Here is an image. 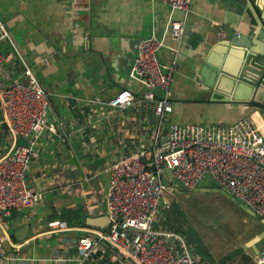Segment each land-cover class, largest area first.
Listing matches in <instances>:
<instances>
[{
	"label": "crops",
	"instance_id": "crops-1",
	"mask_svg": "<svg viewBox=\"0 0 264 264\" xmlns=\"http://www.w3.org/2000/svg\"><path fill=\"white\" fill-rule=\"evenodd\" d=\"M224 2L191 0L184 33L177 43V66L170 89L173 110L164 129L169 121L228 125L251 117L264 135V66H252L244 48L230 42L231 30L242 25L260 32L264 40V0ZM182 16L181 11L151 0H0V19L10 35V40L0 43V77L6 83L23 80L25 66L31 67L50 95L49 119L63 123L62 131L70 134L64 144L57 134L40 137L38 156L30 165V183L45 187L59 173L81 180L90 170L96 172L121 155L127 140L143 136V123L153 120L151 103L137 101L136 112L137 107L117 111L87 100H109L122 89L131 90L139 99L143 86L131 73L136 43L152 34L158 36L167 44L159 57L169 61V47L175 46L169 37V24ZM241 82L251 89L247 97L235 93ZM0 134L2 150L10 137L7 132ZM89 185L83 186L87 196L46 190L32 209L11 213L8 219L12 236L24 224L33 231L28 238L36 236L24 253L36 260L19 264H77L56 259L76 254L73 239L62 238L59 231L42 233L49 221L60 220L74 227L78 224L70 225L66 218L74 217L77 211L89 215L87 192L106 188L107 175L90 178ZM176 186L171 185V194ZM168 195L163 196V210L171 205ZM162 209L156 223L161 227L166 215ZM32 211V218L18 223ZM241 218V246L235 244L233 253L224 256L229 264L253 263L264 249V237L255 243V249L247 245L264 233V223L254 221L245 212ZM111 250L108 247L98 252L85 264H121L109 258L114 255ZM206 253L203 264H209Z\"/></svg>",
	"mask_w": 264,
	"mask_h": 264
},
{
	"label": "built area",
	"instance_id": "built-area-1",
	"mask_svg": "<svg viewBox=\"0 0 264 264\" xmlns=\"http://www.w3.org/2000/svg\"><path fill=\"white\" fill-rule=\"evenodd\" d=\"M151 1L183 14L169 24V37L175 42V46L169 47L171 59L166 62L160 59L159 54L167 44L158 36L152 34L138 40L131 73L142 83L141 97L138 99L131 90L122 89L109 100L90 98L87 102L117 111L137 107L136 112L137 101L151 103L152 123L144 122L143 136L127 140L121 155L96 172L90 170L83 179L59 173L45 187L29 182L30 165L38 156L40 137L57 134L64 144L70 134L62 131L63 123L49 119L50 95L31 67L25 66L23 80L6 83L0 77V132H7L10 137L7 146L0 150V264L36 260L18 254L36 236L21 241L13 238L8 219L13 211L32 209L46 190L61 194L80 192L87 196L83 192L84 183L89 185L90 178L101 173L107 175L106 188L87 192L85 201L89 217L102 216L108 211V224L98 228L68 227L60 220L47 222L44 235L52 231L80 232L73 239L76 254L56 256V259L85 264L98 252L105 251L100 246L106 244L134 264H203V256L180 234L156 224L163 196L171 193V185L176 183L194 188L210 181L264 217V135L251 117L228 125L169 121L164 129L173 110L170 89L177 66V43L184 33L191 0ZM5 40H10V35L0 19V43ZM2 61L0 54V66ZM196 83L200 85L199 81ZM19 138L24 142L19 143ZM34 213L22 216L18 223L23 224ZM3 242L8 243L9 252ZM109 258L127 264L115 254ZM254 260L256 264H264V249Z\"/></svg>",
	"mask_w": 264,
	"mask_h": 264
},
{
	"label": "rangeland",
	"instance_id": "rangeland-1",
	"mask_svg": "<svg viewBox=\"0 0 264 264\" xmlns=\"http://www.w3.org/2000/svg\"><path fill=\"white\" fill-rule=\"evenodd\" d=\"M176 185L175 192L168 195L171 205L164 209L162 226L177 231L192 248L200 244L209 264H229L224 256L233 253L235 244L241 246L244 212L220 193L191 191L180 183Z\"/></svg>",
	"mask_w": 264,
	"mask_h": 264
},
{
	"label": "water",
	"instance_id": "water-1",
	"mask_svg": "<svg viewBox=\"0 0 264 264\" xmlns=\"http://www.w3.org/2000/svg\"><path fill=\"white\" fill-rule=\"evenodd\" d=\"M234 2V0H225L224 3ZM238 26V25H237ZM235 32H238V35H235ZM230 42L232 45L240 46L244 48V52L247 53L248 59L252 66L261 68L264 66V40L262 39V36L260 35V32H255V30L250 29L248 30V27H245L242 25L241 28H238L237 30H231L230 33ZM254 71H256L255 68L251 67ZM257 72V71H256ZM231 76V75H230ZM235 78V76H231ZM246 82V81H245ZM247 83V82H246ZM238 87H236V95L239 97H247L251 93V89H249L247 86H245L244 83H239ZM71 143L73 141L71 140ZM188 190L191 191H213L222 194L226 198H228L231 202L236 204L240 209H242L248 216H250L254 221L264 223V217L259 216L256 214L252 209H250L248 206H246L244 203L239 201L237 198H235L233 195L225 191L224 189L218 188L216 186L212 187H205V186H199L194 188H188ZM109 212L107 211L105 215L98 216V217H85L83 223L88 226H94L98 228H103L108 224V215ZM32 229L29 224H24L18 228H16L13 231V237L16 240H24L27 239L30 233H32ZM80 234L79 231H70L66 233H62V238H70L75 239ZM264 237V233H259L254 238H252L247 245L255 249V243L262 239ZM32 243H28L24 248L20 249L18 251V254H24L27 252V250L32 247ZM3 246L7 252H9L11 249L7 242H3ZM101 249L108 248L106 244H103L100 246ZM112 249V248H111ZM120 260H124L127 264H134L130 259H126L123 255L118 253L115 249L111 250Z\"/></svg>",
	"mask_w": 264,
	"mask_h": 264
},
{
	"label": "trees",
	"instance_id": "trees-1",
	"mask_svg": "<svg viewBox=\"0 0 264 264\" xmlns=\"http://www.w3.org/2000/svg\"><path fill=\"white\" fill-rule=\"evenodd\" d=\"M1 135V134H0ZM210 185L212 184H207V183H203L201 184L200 186H205V187H210ZM214 186V184H213ZM85 217L87 216H84L82 214V211H77V213L75 214L74 217L72 218H66V221L70 224V225H73V224H78V225H84L83 221L85 219ZM165 223V221H164ZM172 230V229H171ZM176 230V229H175ZM177 232V231H176ZM188 243V242H187ZM189 244V243H188ZM200 244L198 243H195V248L199 249V253L202 254L203 257H205V252H203L202 250H200V248H202L201 246H199Z\"/></svg>",
	"mask_w": 264,
	"mask_h": 264
}]
</instances>
